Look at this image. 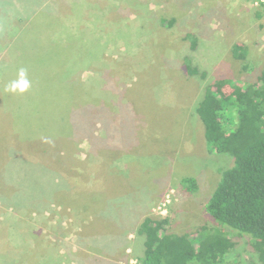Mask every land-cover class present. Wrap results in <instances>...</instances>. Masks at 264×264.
<instances>
[{
    "label": "rangeland",
    "instance_id": "374dc122",
    "mask_svg": "<svg viewBox=\"0 0 264 264\" xmlns=\"http://www.w3.org/2000/svg\"><path fill=\"white\" fill-rule=\"evenodd\" d=\"M63 26L68 34L60 35ZM79 37L86 42L92 39L96 56L91 47L70 44ZM193 40L195 48H191ZM67 44L71 47L63 53H54L66 57V62L55 61L54 67L75 62L77 68L70 77L75 85L90 90L94 84L99 91L93 90V95L112 102L111 109H123L119 101L127 103L126 111L114 114L123 119L129 114L134 120L127 132L121 126L116 129L124 137L113 139V131L106 139L102 136L101 143L92 147L95 151H89L87 136L64 144L61 137L31 131L33 97L28 95L38 87L31 78L37 79L47 67V47L60 51ZM235 44L245 48L238 59L232 53ZM187 57L206 73L204 78L185 75L181 65ZM263 67L264 12L251 0H0V196L10 193V186L25 182L16 170V175H9L10 186L5 188L3 180V174L17 165L22 149L24 154L25 145L28 158L37 156L25 165L40 175L38 187H57L52 199L41 196L46 199L40 200L41 210H32L38 200L32 195L17 204L0 200V264H86L91 250L87 252L89 246L82 235L97 232L91 215H97L101 207L92 197L103 201L95 191L104 181L122 190L128 204L133 197L143 203L144 213L136 212L137 221L147 215L167 217L169 231L194 240L198 228L213 225L205 215L204 203L221 172L233 164L228 153L208 151L195 107L207 85L219 92L217 87L222 85V92L228 94L231 87L223 85L224 79L239 85L258 83ZM22 83L26 85L23 90ZM19 116L17 131L12 126ZM10 155L12 159L6 160ZM51 161L55 170L49 166ZM18 163L24 165L23 159ZM71 165L82 169L80 190L65 179H73L64 170ZM42 167L56 177H48ZM185 178L196 181L194 191L181 187ZM95 180L101 182L96 185ZM69 191L73 196L66 199ZM166 194L170 202L162 215L157 207ZM69 199L74 203L68 207ZM91 200L96 202L91 205L92 213L85 206ZM137 221L126 220L125 226L134 238L128 256L139 258L143 247L134 231ZM98 225L100 230L108 228ZM232 240L235 246L228 263L260 264L246 237L232 235ZM106 255L94 264L102 263Z\"/></svg>",
    "mask_w": 264,
    "mask_h": 264
},
{
    "label": "trees",
    "instance_id": "16d2710c",
    "mask_svg": "<svg viewBox=\"0 0 264 264\" xmlns=\"http://www.w3.org/2000/svg\"><path fill=\"white\" fill-rule=\"evenodd\" d=\"M171 21L169 20V24L172 23ZM64 29L59 30L60 35L68 34L66 28ZM79 39V41L76 40L70 44L76 47L80 43L89 48L93 45L91 38H88L87 42L84 41L83 37H79ZM82 39L83 41H81ZM68 44L64 47L62 45L60 51L56 46L53 49L47 47L44 56V63H48L47 67L38 75L37 79L31 78L38 85V87H33L34 93L28 95L30 98H35L37 95L35 99L31 98L29 116L32 117L31 121L35 122L33 127L30 126L33 129L31 131L34 133L35 131L46 132L50 138L60 139L61 137L64 144L69 143L71 139L77 138L75 141H80L87 136L89 151H95V148L92 147L101 143L102 136L106 139L105 136L111 135L109 133L113 131V139L122 138L125 135L118 134L116 129L121 126V129L127 132V125L133 123L134 120L129 114L127 119L114 114V112L118 113L119 110H125L124 107L126 108L127 103L124 104L119 101V105L123 104V109L120 106L111 109L112 102L100 98L102 95L100 97L97 94L93 95L95 91H99L98 88H94V84L89 86L90 90L82 88V85L78 83L75 85L70 78L77 68L75 62L69 67H65L66 65L63 63L54 67L55 61L60 62V59H64L66 62V57L60 56L58 58L55 54L60 55L64 49L71 47ZM191 48H195L194 40L191 43ZM244 50L245 48L241 46L233 45V56L236 59L243 57ZM91 51L94 56L98 53L97 50L93 51L92 47ZM89 56L92 57L90 54ZM183 59L181 67H183L186 76L205 77L206 73L194 66L188 57ZM90 82L93 83L91 80ZM223 82V85L226 84L231 87L228 94L222 92V85L217 87L221 93L213 89L214 85H207L202 98L195 107V113L202 126L208 151L226 152L233 157L232 166L221 172L215 189L204 203L205 215L210 217L208 218L213 225H204L198 228L194 232V240H191L186 234L169 231L170 220L167 217L157 218L147 215L137 221V218L134 219V217L143 215V203L133 197L134 200H130L131 203L128 204L123 191L115 190L112 181H104L103 184L97 186L99 188L95 193L96 195L99 194L103 201H98V197L96 200V196L92 197L98 203L97 206L101 207L97 215L96 213L91 215L94 229H97V226L100 228L99 223L102 226L109 227L114 224L126 229V220L137 221L134 231L138 236L143 237V252L139 256L142 264H227L230 262L231 250L235 246L232 235L239 238L246 237L253 255L255 254L260 264H264V67L259 75L258 83L239 85L229 79H224ZM123 114L126 118V113ZM115 117L118 122L115 121ZM20 118V116L15 117L13 121L12 128H16L17 131L21 126ZM63 125L65 130H62ZM96 131L99 134H96ZM32 141L30 140V142ZM27 150L28 146L25 145L24 154L22 149L21 157H16L17 165L14 166L13 170L3 174L5 188L13 183L12 177L9 175L14 174L15 170L17 175L19 174L18 176L25 179L21 182H25L22 183V186H19L21 183H17L18 185H14L15 187L10 186L12 188L10 193H4L6 195L0 196V200L4 204L6 202L17 204L20 200L22 201L24 196L32 195L38 199L32 210H41L43 203L41 205L39 203L40 200H46L42 199L44 194H47V199H52L57 187L56 184L50 190L38 187L39 179L37 177L40 175H37V171L33 170L34 167L25 165L27 161L33 160L37 156L28 158ZM9 159H12L11 155ZM20 159H23L24 165L18 163ZM50 164L52 169L56 167L54 161H51ZM40 170H44L48 177H56L51 175L48 167H42ZM64 170L71 174L73 179L68 178ZM64 170L68 184L76 186L80 190L79 185L83 182L82 169L71 165L64 167ZM27 177L32 178L26 181L28 180ZM100 182L95 180L96 185ZM182 183L184 186L181 187L188 192L194 191L197 186L196 181L191 178H185ZM71 194V191L66 193V199ZM103 197L107 198L103 199ZM96 202L91 200L90 204L86 203L85 206L90 208L87 212H93L91 205L94 203L93 206H96ZM73 203L74 201L69 199L67 201L68 207ZM149 205L150 203L148 207ZM127 226L129 225L127 224ZM112 234H110L112 235L111 241L108 240L110 235L107 233L98 234L95 232L82 235V239L89 246L87 252L91 250L86 264H94V260L104 257L105 254H109V256L106 255L105 259L112 262L111 264H115L113 263L114 259L121 255L119 250L122 249L124 240L120 235Z\"/></svg>",
    "mask_w": 264,
    "mask_h": 264
},
{
    "label": "crops",
    "instance_id": "0c3cea01",
    "mask_svg": "<svg viewBox=\"0 0 264 264\" xmlns=\"http://www.w3.org/2000/svg\"><path fill=\"white\" fill-rule=\"evenodd\" d=\"M7 159H9L8 158V156L6 157V160ZM0 160H2V158H0ZM107 197H103V199H106ZM105 228H106V226H105ZM107 230H105L103 227H102V229L100 230L98 227H97V232H98V234H101V233H107V234H112V233H114V234H117V235H120L121 237H123V240H124V242H123V244H122V249H120L119 250V252L121 251V255H119L118 257H116L115 259H114V262L113 263H115V264H123V262H125L126 260H127V258H128V254L129 253H127V249L128 248H132L131 247V242L133 241V239H131L132 237L131 236H129V235H131V232L130 231H128V229H124V228H122V227H118V226H115V227H112V226H109L108 228H106ZM129 232V233H128ZM95 233V232H94ZM84 235V234H83ZM113 235V234H112ZM112 235H110L109 236V239L108 240H110L111 241V236ZM133 236V235H132ZM131 237V238H130ZM141 240H142V237L141 236H138ZM137 241V240H136ZM138 241H140V240H138ZM141 242V241H140ZM131 244V245H130ZM138 244V243H137ZM136 247L137 246H135V249H136ZM142 247V246H141ZM138 248H140V246H138ZM133 249V248H132ZM142 252H143V250H142ZM142 252H141V254H139V255H142ZM119 254V253H118ZM113 261V260H112ZM103 262L105 263V264H111L112 262H110L109 260H107V259H104L103 260Z\"/></svg>",
    "mask_w": 264,
    "mask_h": 264
},
{
    "label": "built area",
    "instance_id": "2783aa9c",
    "mask_svg": "<svg viewBox=\"0 0 264 264\" xmlns=\"http://www.w3.org/2000/svg\"><path fill=\"white\" fill-rule=\"evenodd\" d=\"M253 4L257 7H260L264 12V0H251ZM170 195L166 194V197L164 198V201H162L158 207L157 210L160 214L165 215L167 212V204L170 202L169 200ZM127 253H131L130 249H127ZM123 264H142L140 259L134 255H129L127 260L123 262Z\"/></svg>",
    "mask_w": 264,
    "mask_h": 264
},
{
    "label": "clouds",
    "instance_id": "9594fccd",
    "mask_svg": "<svg viewBox=\"0 0 264 264\" xmlns=\"http://www.w3.org/2000/svg\"><path fill=\"white\" fill-rule=\"evenodd\" d=\"M19 87H20L21 90H23L26 87V85L22 83V84L19 85Z\"/></svg>",
    "mask_w": 264,
    "mask_h": 264
}]
</instances>
